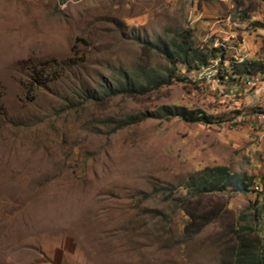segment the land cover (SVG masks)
Returning a JSON list of instances; mask_svg holds the SVG:
<instances>
[{
  "label": "rangeland",
  "instance_id": "1",
  "mask_svg": "<svg viewBox=\"0 0 264 264\" xmlns=\"http://www.w3.org/2000/svg\"><path fill=\"white\" fill-rule=\"evenodd\" d=\"M180 31L222 58L126 95L122 70L157 80L171 67L144 42ZM241 59L263 77L231 78ZM161 105L215 118L118 127ZM263 112L264 0H0V264H222L238 233L262 248ZM214 165L250 190L189 193L187 176ZM212 206L221 214L191 233L185 209Z\"/></svg>",
  "mask_w": 264,
  "mask_h": 264
},
{
  "label": "trees",
  "instance_id": "2",
  "mask_svg": "<svg viewBox=\"0 0 264 264\" xmlns=\"http://www.w3.org/2000/svg\"><path fill=\"white\" fill-rule=\"evenodd\" d=\"M190 37L191 34L189 31H180L177 33V39H171L168 42H144L152 49L162 54L171 67L166 69L168 71L166 77L162 76L157 80L152 78L150 74H128L126 71L122 70L119 74L123 79V92L128 96L144 94L156 86L170 82L172 78H186L184 76L185 73L178 75V73L174 71L178 65H181L186 72L197 71L202 66L208 65L209 60L216 57L222 58V52L220 56L215 55L216 51L221 50L219 46L206 49V51L200 48L198 49L191 46ZM50 62L59 68H67L71 65V63L63 59L60 61L48 60L47 62H39L31 67H26L28 76L32 78L33 81H38V76H41L42 72L41 67H49ZM228 70L230 71L231 78L235 80H240L243 76L260 75V72L263 71L261 63L247 59H241L239 61L231 60L228 65ZM140 73H144V71L139 72V74ZM141 78H144L145 81H141ZM107 88H109V86ZM83 93L87 98H94L88 96L85 91H83ZM172 116H176L187 122L199 121L205 123H210L214 120L213 118H215L200 110L187 109L181 105H161L153 111H141L133 115L129 114L122 120L117 119V122L118 127H122L149 117L170 118ZM185 187L189 193L198 198L226 190L235 192H247L250 190L248 188V183H245L241 178L233 175L225 166L221 165L205 166L189 174L186 178ZM255 209L256 207L254 206V210ZM221 211L222 208L217 206H212L207 210L196 212L185 209L190 232L194 233L200 230L211 220L217 218L221 214ZM253 240L257 241V238H247L244 233H238L236 240L237 246L233 260L223 262L222 264H264V246L258 249V245L254 244Z\"/></svg>",
  "mask_w": 264,
  "mask_h": 264
},
{
  "label": "built area",
  "instance_id": "3",
  "mask_svg": "<svg viewBox=\"0 0 264 264\" xmlns=\"http://www.w3.org/2000/svg\"><path fill=\"white\" fill-rule=\"evenodd\" d=\"M202 76H209V77H211V75H208V74H203ZM259 77H263V76L260 75ZM253 82H258V77L255 80H253L251 83H253ZM241 83L243 85L249 84V83H244L243 81H241ZM257 116H258V118L264 119V112L263 113H257Z\"/></svg>",
  "mask_w": 264,
  "mask_h": 264
},
{
  "label": "bare ground",
  "instance_id": "4",
  "mask_svg": "<svg viewBox=\"0 0 264 264\" xmlns=\"http://www.w3.org/2000/svg\"><path fill=\"white\" fill-rule=\"evenodd\" d=\"M259 82V81H258Z\"/></svg>",
  "mask_w": 264,
  "mask_h": 264
}]
</instances>
